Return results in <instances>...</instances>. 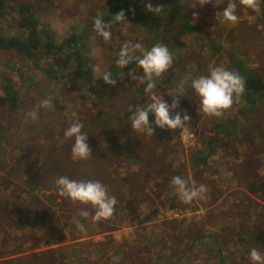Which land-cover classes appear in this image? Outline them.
<instances>
[{
  "label": "rangeland",
  "instance_id": "374dc122",
  "mask_svg": "<svg viewBox=\"0 0 264 264\" xmlns=\"http://www.w3.org/2000/svg\"><path fill=\"white\" fill-rule=\"evenodd\" d=\"M108 1L10 0L2 15L0 27L7 35H20L15 6L21 4L30 7L38 25L48 27L55 41L71 33L79 35L89 53L94 90L89 105L66 83L62 88H41L42 94L23 91L26 96L37 97V103L28 109L0 106V264H18L19 259L27 264H58L60 258L67 259L64 264H252V248L264 254V201L252 198L256 208L250 209L249 198H239L237 191L244 192L254 180L264 179V107L261 116L256 107L247 112L249 106L239 99L235 107L215 117L199 112L195 104L188 111L181 101L183 95L192 98L191 81L208 75L215 67L228 69L229 62L239 60L251 70H264V16L258 15L259 20L251 22L238 0H235L240 17L237 24L216 20V13L231 0H212V4L203 7H199V0H124L134 10L128 20L130 24L126 28L113 25L112 39L105 42L94 31L92 19L98 14H108L111 6ZM148 3L164 8L150 13L146 9ZM194 14H198L195 23ZM185 24L191 30L187 31ZM120 41L140 42L145 51L158 43L169 48L174 63L167 73L154 77L158 86L153 92L171 106L172 97L168 94L181 80L188 82L179 96L180 107L170 109V116L176 112L190 116L186 123L187 143L180 129L157 127L154 113H149L153 136L131 129L129 117L137 107L146 108L152 94L140 100L135 85L138 69L133 67L127 75L117 66ZM198 47V51L191 50ZM24 59L23 53L0 51V96L5 87L15 90L19 86L18 76L22 84L24 78L32 81L33 87L43 80L26 76L28 64ZM38 62L44 65L48 60L40 57ZM108 72L116 80L114 86L101 85L103 75ZM101 87L106 88L102 91L98 89ZM52 92H60L65 101L58 104L52 99V107L41 106ZM101 99H107L110 105L112 116L103 115L102 120L107 121L111 131L119 128L118 120L123 121L128 137L148 144L146 153L134 149L126 154L127 159L106 161L109 163L106 168L97 171L95 167L86 174L83 171L80 180L74 179L90 181L95 173L98 179L102 172L105 175L101 183L117 204L110 218L95 221L93 206L67 197L62 200L57 194L56 179L73 178L72 172L69 175L62 165L64 153L53 136L64 133L65 121L61 117L65 113L87 123L90 118L100 119V109L104 106ZM240 105L242 109L236 108ZM34 110L38 112L35 120L29 115ZM196 110L198 113H194ZM215 121L222 125L218 130L214 129ZM225 139L227 144L218 149ZM121 145L120 151L126 153L128 145ZM207 148L210 157L205 164L197 165L195 156L202 158ZM13 168L20 171L14 172ZM174 172L189 187L205 185L206 192L185 204L172 184ZM126 173L134 177L135 187L125 177ZM38 179L45 183L42 192L38 191L39 183L35 184ZM33 183L34 192H19ZM43 195H50L51 203ZM131 197L136 198L135 203L129 201ZM122 199L126 201L123 203ZM31 200L35 201L34 205ZM127 201L132 204L128 205ZM15 206L18 214L11 213V207ZM29 206L47 213L45 223L37 215H29ZM124 210L127 212L123 217ZM84 211L89 213L87 217L81 215ZM248 216L252 219H247ZM77 217L83 218L84 231L77 228ZM39 224L44 225L42 233L38 231ZM85 225L90 229L86 230ZM71 247L77 252L72 253Z\"/></svg>",
  "mask_w": 264,
  "mask_h": 264
},
{
  "label": "trees",
  "instance_id": "16d2710c",
  "mask_svg": "<svg viewBox=\"0 0 264 264\" xmlns=\"http://www.w3.org/2000/svg\"><path fill=\"white\" fill-rule=\"evenodd\" d=\"M10 0H0V23L2 19V15L4 14V11L8 7V3ZM110 3L109 11L107 15H102L105 22H110L112 20V15L118 14L120 11H124L126 15L127 20H131V17L134 15V10L132 8H129L124 4V0H109ZM260 4V11L259 13H256V15L253 13L251 9H246V14H249V18L251 22H256L259 19H257V16L259 15L261 17V14L264 16V0H259ZM16 10V16H17V23L16 27L20 31V35H7L3 32L2 28L0 27V51H14L16 53H23L25 57V63L28 64V67L26 69L28 77L34 78L36 81L38 79L42 80L41 83H37L33 87V83L27 82V79L24 78L25 82L22 84V79L20 80V76H18L19 83L18 87H15V90L11 88L5 87L3 90L2 95L0 96V106L8 107L9 109H16V107H19L21 110L24 108L28 109L31 105H35L37 102V97L35 96H26L23 91L29 92L28 90H31L30 93L35 94H42L41 88L48 89L49 87L58 86L63 87L66 86V83L69 84L70 88L74 90V92L78 95L80 93L81 101L85 99L87 101V105L91 104L92 102V95L91 92H93V85H92V76H91V68H90V57L89 53L86 49V44L83 42V39L75 33H71L66 38L60 39L58 41H55L50 33V29L46 26H39L37 19L33 16V14L30 11V7L21 4L15 6ZM94 23V19H92ZM187 31L191 30V27L187 24ZM184 25V26H185ZM116 27L119 28V25L117 24ZM185 32V31H184ZM121 45H123V41H120ZM200 47V46H199ZM197 48L191 49L194 51L199 50ZM190 50V51H191ZM192 55V53H190ZM42 57L43 59H47L48 62L38 65L39 58ZM234 63L228 65L229 71H233L236 73H239L241 77L245 81V91L242 96L239 97V99L247 103V106H249V109H247V112L254 111L256 107V112L260 113L261 116V110L264 107V70L256 69L251 70L248 68L247 64L244 61H232ZM238 64H243L242 66H239ZM30 65V66H29ZM133 67H136L138 69V75H137V81L135 82V85L140 91V100L146 98L147 94L144 91V88L146 87V83L142 84L140 81H138V77L143 75L142 69H140L135 63L130 64L126 68L122 69V72L128 75V71L132 70ZM136 72V70H135ZM42 73V74H41ZM207 75V73H205ZM42 75V76H39ZM169 80H171V76H167ZM105 82H101V85L104 86ZM32 84V86H31ZM158 86V82L156 83ZM100 86V85H99ZM106 87L98 88L102 91L105 90ZM72 90V91H73ZM99 90L98 94L101 91ZM53 101L55 103L61 104L62 101H65L62 99L60 92L48 93ZM85 94V95H83ZM184 99L181 101V106H185L187 110H193L194 104L195 106L198 105V109L200 112V105H199V97L195 94L192 95V100L187 95ZM195 97V98H194ZM102 98V96H101ZM79 99V98H78ZM80 100V99H79ZM89 100V101H88ZM102 100V105L100 109V119L99 118H90L89 123L85 122L84 120H74L69 116L62 115L61 121H65L63 123V126L65 130L70 126V124L74 121H80L83 124L82 131L88 134V144L92 150V158L87 160H80V159H73L71 148L74 143V138H66L64 136V133L59 135H55V132H52L53 136L56 140H59L60 148L59 150L64 153L63 155V167L65 166L66 172H69V175L74 179L78 180L80 178L81 173L84 171V173H88L92 168L97 169H104L108 166L109 163L114 160H121L127 159L128 157L126 154L133 152V150H138L139 153H146V146L148 143L146 142H140L136 137L130 138L128 137V129L124 125L123 121L118 120L119 128L111 131L109 129V126L107 125L106 120H102L103 115H109L112 116V112L110 110V105L106 100ZM91 101V102H90ZM240 103V102H239ZM236 103H234L235 105ZM256 105V106H255ZM235 107V106H233ZM236 108L242 109V106H237ZM194 111V113H196ZM24 113V111H23ZM26 113V112H25ZM198 113V112H197ZM117 119V118H116ZM223 120V119H220ZM224 121V120H223ZM117 124V125H118ZM214 129L218 130L220 128L221 123H217L216 121L213 123ZM222 126V125H221ZM44 127V126H43ZM46 128V127H45ZM47 129V128H46ZM49 131V129H47ZM260 130V129H259ZM261 131V130H260ZM38 132V130H37ZM51 132V131H50ZM100 134L101 136H97ZM199 136H201V133L199 132ZM211 139V138H210ZM226 141L220 142L221 146H218V149L223 147V145L227 144ZM57 142V141H56ZM212 142V140L208 141ZM122 143H125L128 145L126 148V153L120 151L119 147H122ZM150 144V143H149ZM151 145V144H150ZM151 148L152 145H151ZM154 150V148H153ZM217 149H215L216 151ZM57 157V155H56ZM55 157V158H56ZM70 163H73L71 165ZM104 166L102 167V164ZM14 172L20 171L16 168H13ZM96 171V172H97ZM105 175L103 172L101 173V178L98 179V176L95 174L90 176V181H99L101 182L102 178H104ZM125 177L130 183H134V177L130 174H125ZM173 177V176H172ZM84 181L86 178H83ZM228 179V177H227ZM39 180V181H38ZM35 180V184L39 183L38 191L42 192V186L45 184L43 179ZM80 180V179H79ZM88 180V179H87ZM34 181V180H32ZM87 182V181H85ZM34 183L28 187V189H19V192L21 193H32L34 192ZM132 187H135V183L132 184ZM56 191H58L56 189ZM244 192L237 191V196L239 198H249V201H247L248 205L250 206V209L256 208V203L252 201V198H259L262 201H264V179L260 181L254 180L251 182L248 186L245 187L243 190ZM36 194V193H35ZM235 194V192H234ZM47 197L49 200L47 202L51 203V196L50 195H43V198ZM168 199V196H166ZM62 200H64V197H62ZM69 200V199H68ZM126 199H122V202L124 203ZM132 203L136 202L135 197H131L129 200ZM127 201L126 203H128ZM31 203L34 205L35 201L31 200ZM63 203V202H62ZM132 203H128L132 204ZM57 210V205L55 206ZM252 207V208H251ZM13 211H11L12 214L17 213L18 209L17 207H11ZM29 211V215H37L39 221H42L41 223H45V219H47V213H44L43 211L40 212V209H36L34 207H27ZM127 211H123L121 215L126 216ZM61 213V212H60ZM22 214V213H21ZM123 216V217H124ZM77 222L81 223L83 222V218L77 217ZM247 219H252V217L248 216ZM78 228V227H77ZM85 228H88L86 230H89V226L85 225ZM44 229V225L39 224L38 231H41L42 233ZM219 242V241H218ZM214 243H216V240H214ZM221 243V242H219ZM70 250H72V253L77 252V249L71 247ZM46 254V253H45ZM67 259L60 258L58 261V264H64ZM18 264H27V261H23V259L17 260Z\"/></svg>",
  "mask_w": 264,
  "mask_h": 264
},
{
  "label": "clouds",
  "instance_id": "9594fccd",
  "mask_svg": "<svg viewBox=\"0 0 264 264\" xmlns=\"http://www.w3.org/2000/svg\"><path fill=\"white\" fill-rule=\"evenodd\" d=\"M239 5L251 9L259 13V0H238ZM212 4V0H199V7ZM219 7V5H215ZM163 6L153 7L151 3L146 5L147 11L161 12ZM198 19V14L193 15V22ZM216 20L220 22H229L237 24L240 17L237 15V3L231 0L221 12L216 13ZM121 25L126 28L130 24L126 19L124 11H120L116 15H112L110 22H105L101 15H97L94 19L93 28L103 41L108 42L112 39V26ZM141 53V54H137ZM135 63L143 71V75L138 77L140 83H146L144 91L151 93V103L146 108L137 107L129 117L131 129L139 133H147L153 136V128L149 123V113L155 115V125L160 129L176 130L180 129L181 134L188 142L189 131L186 123L190 121V116L184 112H176L175 116H170V109L176 110L180 107L179 96L185 92L187 81L181 80L177 87L168 95L172 97L171 106H169L164 98H160L154 94L153 90L156 86L154 77L159 78L167 73L174 63V57L169 48L164 44H156L150 50H143L140 42L125 41L119 51L116 64L123 69L130 64ZM106 84L114 86L116 80L112 78L110 72L103 75ZM190 87L199 97L200 111L207 116L220 117L224 112L232 108L234 103L238 102L239 97L245 91V81L239 73L229 71L224 67L213 68L208 75H201L191 81ZM41 106L52 107V98L49 97L41 102ZM32 119L38 118V112L29 113ZM83 124L80 121H74L64 131L66 138H74L71 148L72 158L87 160L92 158V150L88 144V134L82 131ZM58 195L67 197L73 201L82 204H90L95 208L93 219L95 221L106 220L110 218L114 211L117 200L109 194L107 187L99 181H76L66 176H60L55 181ZM172 184L175 186L180 199L185 204L192 202L206 192L205 185L198 187H189L187 182L181 177H174ZM82 216L87 217L89 213L84 211ZM80 231H84L83 224L77 222ZM250 260L252 264H264V254L258 248H252L250 251Z\"/></svg>",
  "mask_w": 264,
  "mask_h": 264
},
{
  "label": "flooded vegetation",
  "instance_id": "af4514ba",
  "mask_svg": "<svg viewBox=\"0 0 264 264\" xmlns=\"http://www.w3.org/2000/svg\"><path fill=\"white\" fill-rule=\"evenodd\" d=\"M210 155H211V152L209 151V149L207 148L206 149V153H205V155L202 157V158H199V157H196L195 156V161H196V164L198 165V164H200V165H203V164H205L207 161V159H208V157H210ZM181 177L182 178V176L179 174V173H177V172H174V174H173V177Z\"/></svg>",
  "mask_w": 264,
  "mask_h": 264
}]
</instances>
